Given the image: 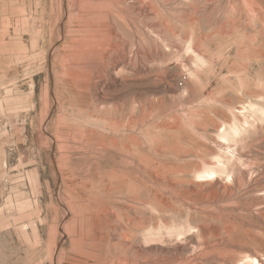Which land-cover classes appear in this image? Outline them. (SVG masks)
<instances>
[{"label": "rangeland", "instance_id": "374dc122", "mask_svg": "<svg viewBox=\"0 0 264 264\" xmlns=\"http://www.w3.org/2000/svg\"><path fill=\"white\" fill-rule=\"evenodd\" d=\"M0 264H264V0H0Z\"/></svg>", "mask_w": 264, "mask_h": 264}, {"label": "bare ground", "instance_id": "6f19581e", "mask_svg": "<svg viewBox=\"0 0 264 264\" xmlns=\"http://www.w3.org/2000/svg\"><path fill=\"white\" fill-rule=\"evenodd\" d=\"M74 141H75V140H74ZM209 174L215 175V173H213V172H211V173H209Z\"/></svg>", "mask_w": 264, "mask_h": 264}]
</instances>
